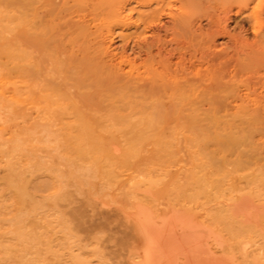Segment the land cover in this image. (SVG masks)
Instances as JSON below:
<instances>
[{"label":"rangeland","instance_id":"374dc122","mask_svg":"<svg viewBox=\"0 0 264 264\" xmlns=\"http://www.w3.org/2000/svg\"><path fill=\"white\" fill-rule=\"evenodd\" d=\"M177 263L264 264V0H0V264Z\"/></svg>","mask_w":264,"mask_h":264},{"label":"bare ground","instance_id":"6f19581e","mask_svg":"<svg viewBox=\"0 0 264 264\" xmlns=\"http://www.w3.org/2000/svg\"><path fill=\"white\" fill-rule=\"evenodd\" d=\"M118 60H119V58H118ZM125 68H126V67H125ZM140 69H141V68H140ZM197 72H198V71H197ZM169 77H170V76H169ZM201 84H202V83H201ZM54 88H55V87H54ZM246 95H247V94H246ZM191 96H192V95H191ZM160 101H161V100H160ZM174 107H175V106H174ZM143 109H144V108H143ZM145 111H146V110H145ZM176 113H177V112H176ZM228 117H229V116H228ZM228 117H227V118H228ZM252 117H253V116H252ZM198 118H199V117H198ZM253 119H254V118H253ZM148 120H149V119H148ZM152 120H153V119H152ZM218 120H219V119H218ZM80 122H81V121H80ZM150 122H151V121H150ZM80 134H81V133H80ZM108 154H109V153H108ZM108 154H107V155H108ZM10 184H11V183H10ZM176 226H177V225H176ZM200 230H201V229H200ZM174 232H175V231H174ZM177 233H178V232H177ZM187 250H188V249H187ZM178 263H179V262H178ZM178 263H177V264H178ZM180 264H181V263H180Z\"/></svg>","mask_w":264,"mask_h":264}]
</instances>
